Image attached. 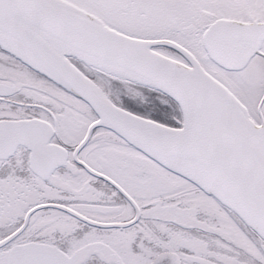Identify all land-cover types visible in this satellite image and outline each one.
Here are the masks:
<instances>
[{
    "label": "snow or ice",
    "instance_id": "snow-or-ice-1",
    "mask_svg": "<svg viewBox=\"0 0 264 264\" xmlns=\"http://www.w3.org/2000/svg\"><path fill=\"white\" fill-rule=\"evenodd\" d=\"M0 264H264V0H0Z\"/></svg>",
    "mask_w": 264,
    "mask_h": 264
}]
</instances>
